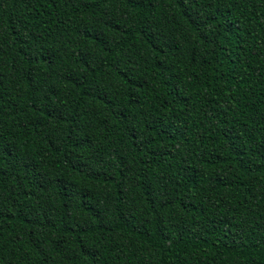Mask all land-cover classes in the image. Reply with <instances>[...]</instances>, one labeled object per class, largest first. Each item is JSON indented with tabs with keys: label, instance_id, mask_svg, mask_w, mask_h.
I'll return each mask as SVG.
<instances>
[{
	"label": "trees",
	"instance_id": "trees-1",
	"mask_svg": "<svg viewBox=\"0 0 264 264\" xmlns=\"http://www.w3.org/2000/svg\"><path fill=\"white\" fill-rule=\"evenodd\" d=\"M0 264H264V0H0Z\"/></svg>",
	"mask_w": 264,
	"mask_h": 264
}]
</instances>
